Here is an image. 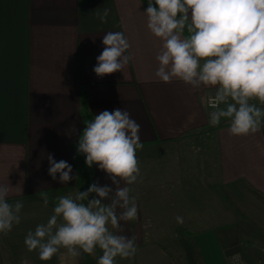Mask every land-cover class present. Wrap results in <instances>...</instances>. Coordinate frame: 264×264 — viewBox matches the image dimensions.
I'll list each match as a JSON object with an SVG mask.
<instances>
[{"label": "crops", "instance_id": "0c3cea01", "mask_svg": "<svg viewBox=\"0 0 264 264\" xmlns=\"http://www.w3.org/2000/svg\"><path fill=\"white\" fill-rule=\"evenodd\" d=\"M147 2L0 0V183L13 187L9 202L24 204L21 223L2 235L0 264H20L22 258L30 264H85V256L72 260L60 254L43 262L24 245L27 231L52 214L54 204L45 208L37 193L74 182L53 180L47 156L67 161L75 176L82 91L93 117L126 110L140 125L141 142H166L164 154L144 165L138 218L121 222L120 234L137 238V254L117 258V264H133L154 246L143 234L150 217L194 232L185 250L197 264L195 250L203 264H227L236 253L252 263L264 250V125L240 137L229 135L226 124L206 130L203 98L212 90L155 77L161 42L146 27ZM104 8L110 10L107 23L96 15ZM109 31L128 37L133 60L123 72L101 78L93 68ZM93 170V183L115 187L96 165Z\"/></svg>", "mask_w": 264, "mask_h": 264}, {"label": "clouds", "instance_id": "9594fccd", "mask_svg": "<svg viewBox=\"0 0 264 264\" xmlns=\"http://www.w3.org/2000/svg\"><path fill=\"white\" fill-rule=\"evenodd\" d=\"M109 11H97L101 23H107ZM143 14L148 31L161 42L155 77L163 83L182 82L193 90H212L203 98L209 126L225 121L229 135L236 137L260 131L264 124V0H148ZM102 44L93 68L96 76L123 72L133 60L128 37L122 31H109ZM83 123L76 154L85 157L88 168L96 165L106 173L115 187L94 182L85 191L57 196L47 222L29 229L24 245L43 262L60 254L61 259L91 256L96 264H117V258L130 260L138 251L137 238L120 233L124 231L121 222L138 218L131 186L142 182L137 157L144 147L140 125L120 108L101 111ZM47 159L53 180L58 176L60 183L67 184L79 179L67 161L57 162L52 154ZM12 191L10 183H0V235H8L22 220L24 204L9 202ZM37 194L47 208L48 192ZM175 219L184 223L181 216ZM98 251L102 254L97 257ZM229 260L243 264L239 253ZM20 264L30 261L22 258Z\"/></svg>", "mask_w": 264, "mask_h": 264}, {"label": "trees", "instance_id": "16d2710c", "mask_svg": "<svg viewBox=\"0 0 264 264\" xmlns=\"http://www.w3.org/2000/svg\"><path fill=\"white\" fill-rule=\"evenodd\" d=\"M147 5H148V2H147ZM79 112H80V115L82 118V127L80 130V133H81L83 128L85 127L83 121L93 118V114H92L90 107H89V102H88L86 91H82L79 95ZM224 124L228 125L227 123H224ZM216 127L210 126V127H207L206 130H211V129H214ZM80 133H79V135H80ZM77 140H78V138H77ZM77 140L73 143V150H74V157H75V161H76L75 176L78 175L79 179H77V180L74 179V182L72 184H69V185L59 186V187H55V188L45 190L48 192L49 201L53 204H55V202H56L55 198L57 196L75 194L78 190L79 191H85L93 183V176H94L93 167L88 168L85 165V157L83 155H77L76 154ZM142 143L144 145L143 149L137 151V157L140 161L141 179L143 176V169H144L145 163L151 159L161 157L164 154V150L166 147V142H163V141L158 140V139L146 141V142H142ZM131 187L133 188L131 195L138 198L143 192L141 182H138V183L132 185ZM250 190L255 196H257V197L261 196V194L257 190H255L253 188H250ZM89 198H91V196ZM170 234H172V236L178 235L181 238H184L189 244L193 245L194 232H191L182 226H177V227L173 228L170 231ZM1 242H2V235H0V243ZM148 243L149 244L157 243L161 247V249L167 255H169V257L172 260L175 261L176 264H185V261H184V263L181 261V258L183 257V252L177 251V254L172 252L171 248L166 244V240L164 238H158L157 240L150 239V241ZM195 252L197 254V260H198L199 264H203L201 262V259H200V256H199L197 250H195ZM99 255H101V253L98 251L97 257ZM85 264H96V258L91 257V256H85Z\"/></svg>", "mask_w": 264, "mask_h": 264}, {"label": "rangeland", "instance_id": "374dc122", "mask_svg": "<svg viewBox=\"0 0 264 264\" xmlns=\"http://www.w3.org/2000/svg\"><path fill=\"white\" fill-rule=\"evenodd\" d=\"M224 123L227 122L225 121L221 122V124ZM208 165L209 164H207V168L209 167ZM167 219L168 218H166L165 221L163 220V217L146 218L147 220L145 222L146 231L143 233L145 235V238L147 237L148 242L150 241V239L157 240L158 238H164L166 240V244L171 248L172 252H174L175 254H177V251L183 252V257L181 258V261L183 263L185 261V264H197L194 257H190L188 254H186L185 239L181 238L178 235L172 236V234H170V231L173 229V227L167 226L169 225ZM169 219L172 221V218ZM164 222L166 226L164 225ZM153 245L154 246L152 248L150 247L149 249H146L147 251L146 254L144 253L142 258L136 259L133 264H176L175 261L172 260L169 257V255H167L157 243H154ZM247 263L252 264L254 262L252 263L247 262Z\"/></svg>", "mask_w": 264, "mask_h": 264}, {"label": "built area", "instance_id": "2783aa9c", "mask_svg": "<svg viewBox=\"0 0 264 264\" xmlns=\"http://www.w3.org/2000/svg\"><path fill=\"white\" fill-rule=\"evenodd\" d=\"M242 260V259H241ZM243 264H248L246 261L242 260ZM230 264V260H228V263ZM252 264H264V250H261L259 255L257 256L256 260Z\"/></svg>", "mask_w": 264, "mask_h": 264}]
</instances>
